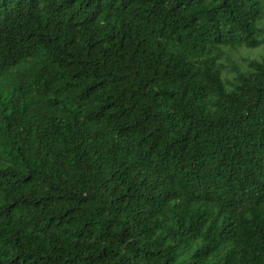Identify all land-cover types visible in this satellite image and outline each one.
<instances>
[{
    "label": "trees",
    "instance_id": "trees-1",
    "mask_svg": "<svg viewBox=\"0 0 264 264\" xmlns=\"http://www.w3.org/2000/svg\"><path fill=\"white\" fill-rule=\"evenodd\" d=\"M0 264H264V0H0Z\"/></svg>",
    "mask_w": 264,
    "mask_h": 264
},
{
    "label": "rangeland",
    "instance_id": "rangeland-1",
    "mask_svg": "<svg viewBox=\"0 0 264 264\" xmlns=\"http://www.w3.org/2000/svg\"><path fill=\"white\" fill-rule=\"evenodd\" d=\"M258 48H255V49H250V50H246V52L247 53H249L250 55H255V56H257L256 54H258V52L257 51H255V50H257ZM241 51V54H246V52L245 51H243V50H240ZM259 51H261V50H259ZM235 55V54H234Z\"/></svg>",
    "mask_w": 264,
    "mask_h": 264
},
{
    "label": "clouds",
    "instance_id": "clouds-1",
    "mask_svg": "<svg viewBox=\"0 0 264 264\" xmlns=\"http://www.w3.org/2000/svg\"><path fill=\"white\" fill-rule=\"evenodd\" d=\"M7 27H8V29H9V30H11V28H12V25L10 24V25H8Z\"/></svg>",
    "mask_w": 264,
    "mask_h": 264
}]
</instances>
